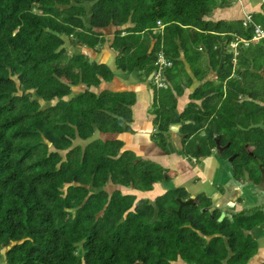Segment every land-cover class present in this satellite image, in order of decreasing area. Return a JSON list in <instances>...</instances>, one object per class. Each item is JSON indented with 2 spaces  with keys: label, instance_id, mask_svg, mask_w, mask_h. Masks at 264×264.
<instances>
[{
  "label": "trees",
  "instance_id": "obj_1",
  "mask_svg": "<svg viewBox=\"0 0 264 264\" xmlns=\"http://www.w3.org/2000/svg\"><path fill=\"white\" fill-rule=\"evenodd\" d=\"M233 2L0 0V264L249 261L256 241L244 230L264 221L261 211L218 221V215L201 210L209 202L184 206L178 215L176 197H187L182 188L154 201L105 189L112 181L151 190L164 168L122 151L121 140L96 139L84 149L71 147L73 139H88L95 127L132 131L134 94L91 91L101 79H112L110 68L82 52H71L69 58L63 54L64 37L72 46L97 52L106 41L104 29L116 27L111 46L118 51L117 68L153 73L168 91L163 98L172 99L170 108L175 106L172 89L180 95L216 71L193 87L190 97L200 104L191 102L183 120L192 121L187 126L193 132L209 123L200 140L205 144L214 146L216 124L222 142L234 145L236 133L243 132V143L263 154L264 130L255 127L259 136L244 131L252 124L264 126V94L245 83L252 73L264 80V39L253 41L260 25L250 17L207 18ZM79 82L88 87L64 99ZM169 112L168 105L157 106L156 117L166 124L159 123L152 136L165 151Z\"/></svg>",
  "mask_w": 264,
  "mask_h": 264
},
{
  "label": "crops",
  "instance_id": "obj_2",
  "mask_svg": "<svg viewBox=\"0 0 264 264\" xmlns=\"http://www.w3.org/2000/svg\"><path fill=\"white\" fill-rule=\"evenodd\" d=\"M263 16L264 0H234V2L228 7L215 8L212 15L210 17L207 16V18L212 20H244L250 17L256 25H260L264 30ZM115 30L116 27L111 29L107 28V31H112L113 33ZM103 32L106 36V41L103 43L99 51L96 52L94 49L84 45L72 46L70 44V46L65 45L66 49H68V51L66 50L65 52L69 53V56V51L88 54L91 60H94L97 63H104L110 68L113 73L112 79H101L97 86L92 85L89 87L91 91L95 93H100L102 91H124L132 92L134 94V102L131 105L132 120L130 122L132 131L119 133L103 132L95 127L92 135L88 139H80L78 136L73 139L71 147L80 145L84 149L86 144L96 139H101L103 141L121 140L123 143L121 147L122 151L133 150L139 158L143 160L149 158L154 159L164 168V176L162 180L153 183L151 190L140 191L114 184L112 181H109L107 183V189L110 190L108 191L111 193L114 190H119L123 194L133 193L136 195V200L146 197L151 201H154L156 197L164 194L168 190L182 188L187 193L186 198L193 197L196 204L203 200L202 198H199V196H203L205 197L203 201L215 205L209 214L218 215L217 220L220 217L221 220L225 218L231 220L234 215L242 212H244L245 215H250V213H252V208L258 206L264 215V202L260 201L259 198V194L264 193V187L257 190L252 184L244 183L241 177L236 176L233 178V169L230 162L225 157L223 149L221 148V152L216 150V153L205 154V150L207 149L202 148L200 144H197L194 141V132L189 126H187L193 124L192 121L190 119L183 120L182 112L191 102L200 104V100H195L190 97V94L194 89L193 87L202 84L207 79L213 78L216 71L209 72L204 80L195 82L194 86L185 87L180 95L176 88L172 89L170 92L175 96V106L174 108L168 107V111L170 112L166 129L163 132V140L167 146V151H165L158 141L152 137L153 134L156 133L159 123L162 125L166 124V122H164V124L161 123L160 118L157 119L156 117L155 109L157 106L154 107V95L158 92V88L154 90L152 87L153 73L147 75L144 70L126 72L118 69L115 62L118 51H115L111 46L114 34L109 35L111 33ZM154 40L155 39L151 40V44ZM234 45L235 43H231L233 51L235 50L233 55L237 54V49H235L236 45ZM186 68L189 69V66H186ZM261 72H263V69ZM87 87V84L83 82L72 85L71 93L68 96H65L64 99H68L71 96L84 91ZM159 87L165 89L164 86L159 85ZM52 101L51 104H55L57 99ZM203 124L204 123H202V125ZM208 124L209 123L206 122L203 126L201 125L200 129L197 131L202 129L206 132ZM260 124L263 126L262 122H260ZM195 125L197 126V124ZM257 125H259V123L255 125L252 124L250 127ZM213 130L215 134L214 138H218V135H220L221 140V134L217 133L216 124L213 125ZM189 146L190 149L187 150V147ZM215 146L214 143V149ZM198 147H201L202 151H204L203 155L198 151ZM64 152L65 151H63V153ZM188 152L191 154V157L188 156ZM193 157H196L198 160L194 161ZM223 177H225V179ZM177 198L180 197H176V199ZM204 208H208V205ZM244 234L251 235L256 241L255 253L246 264L264 263V221L251 230L245 229ZM225 240H227V237H225ZM175 262L177 264H188L180 258ZM225 263L226 262L224 261V264Z\"/></svg>",
  "mask_w": 264,
  "mask_h": 264
},
{
  "label": "rangeland",
  "instance_id": "obj_3",
  "mask_svg": "<svg viewBox=\"0 0 264 264\" xmlns=\"http://www.w3.org/2000/svg\"><path fill=\"white\" fill-rule=\"evenodd\" d=\"M85 6L88 8V9H90V6L88 5V4H85ZM90 11V10H89ZM115 28V27H114ZM109 29V28H108ZM104 31L105 32H109V33H111V34H109V35H112L113 34V32L112 31H107V28L106 29H104ZM65 38V44L64 45H66V46H70V41H69V39L67 38V37H64ZM64 49V55H65V57L66 58H69V53H67V52H65V50H67L68 51V49H65V48H63ZM70 53H71V51H69ZM261 75V74H260ZM260 75H257V74H255V73H252V76H251V78L250 79H246L247 81L245 82L246 84L248 83L250 86H251V88H253V91H259L260 93H261V96H262V94H264V80H263V78H260L261 76ZM262 75H263V77H264V74L262 73ZM153 80V82H152V87H153V89L154 90H156V88H158V92L156 93L157 95H156V104L157 105H154V107H156V106H158V105H160V104H164V105H168V107H170L171 105H172V99H171V97L170 98H168V97H164L163 98V93L164 94H167V90L166 89H164L163 87H159V80H154V79H152ZM41 103H42V105L43 106H46V105H48V104H50V103H46V102H43V101H41V100H39ZM53 102V101H52ZM51 102V103H52ZM169 112V111H168ZM260 124V123H259ZM255 127H261L263 130H264V126H260V125H257V126H254V127H249L250 129L249 130H244V131H246V132H248L247 134H250L251 133V135H260V130H258V129H256ZM243 134V132H237L236 133V137H237V139H238V142L236 143V144H234V145H232V149H242V144H243V140H242V135ZM204 136H205V131L204 130H200V131H195L194 132V134H193V139H194V141L197 143V144H200L202 147H204V149H207V150H205V154H210V153H216L217 151H216V148L214 149V146H210L209 144H205V142H197V141H200L201 139H203L204 138ZM251 145V144H250ZM253 147H254V145H252ZM190 149V146L189 147H187V150H189ZM130 152L131 153H133L134 155H136L135 153V151H133V150H130ZM188 156H190L191 157V154L188 152ZM225 157L227 158V160L229 161V157H227V153L225 154ZM146 160H148L149 162H153L154 164H156V165H160L159 164V162L158 161H156V160H154V159H146ZM193 160L194 161H196V160H198L196 157H193ZM226 160V159H225ZM227 160H226V162H227ZM236 160L237 161H241V160H243V156L242 155H238L237 157H236ZM256 160L255 159H253L252 157H249L248 158V160H247V163H246V165H247V169L248 170H253L254 171V174L256 175V181H258L259 180V171H257V164H256ZM154 167V166H153ZM239 174V173H238ZM244 174V173H243ZM239 177H240V174H239ZM224 179H225V177H223ZM259 183V182H258ZM106 188H108L107 187V185L105 186V189ZM107 190H110V189H107ZM259 198H260V201H262V202H264V193L262 194H259ZM205 202L206 201H202L201 200V202L200 203H195L196 205H201V204H205ZM204 207L205 206H202L201 207V210H203L204 209ZM260 210V207L258 206V207H254V208H252V213H254V212H258ZM204 211V210H203ZM261 211V210H260ZM174 264H177L176 262H174Z\"/></svg>",
  "mask_w": 264,
  "mask_h": 264
},
{
  "label": "flooded vegetation",
  "instance_id": "obj_4",
  "mask_svg": "<svg viewBox=\"0 0 264 264\" xmlns=\"http://www.w3.org/2000/svg\"><path fill=\"white\" fill-rule=\"evenodd\" d=\"M261 126V124H259ZM219 148L223 149V152H227V156L232 157V160L229 161L231 164V167L233 169V178H235L236 176H239L241 179L244 181V183H250L253 185V187L257 188V190H260L261 187H264V182L261 183V170L264 169V153L260 154V153H255L256 152V148H254L252 145L250 146L249 143H243L242 144V149L240 150H232L231 149V144L230 142H225L223 143L221 140L219 142ZM238 155H242L243 156V160L241 161H237L236 157ZM229 157V158H230ZM249 157H252L253 159H255L257 162V171H259V180L256 181V175L254 174V171L248 170L247 169V160ZM240 170V171H239ZM245 170V171H244ZM244 172H247L248 174V178L247 180L245 179V174H243ZM239 173V174H238ZM231 178V179H233ZM259 182V183H258ZM215 205H211L208 204V208H212Z\"/></svg>",
  "mask_w": 264,
  "mask_h": 264
},
{
  "label": "water",
  "instance_id": "obj_5",
  "mask_svg": "<svg viewBox=\"0 0 264 264\" xmlns=\"http://www.w3.org/2000/svg\"><path fill=\"white\" fill-rule=\"evenodd\" d=\"M219 140H220V135H218V138H215V140H214L215 141V145H216L215 148H216V150L218 152H221L222 149L218 147L219 146ZM231 160H232V157L229 158V161H231ZM261 173H262V175H261V183H263L264 182V169L261 170ZM244 174H245V179L247 180V178H248L247 172H244ZM177 201H178V208H177L176 212H177L178 215L180 214V211L183 208V206L194 205L195 204V201H194L193 197H189V198H186V199L177 198ZM212 209H213V207L212 208H204V210H207L209 213L211 212ZM218 220H221V217Z\"/></svg>",
  "mask_w": 264,
  "mask_h": 264
},
{
  "label": "built area",
  "instance_id": "obj_6",
  "mask_svg": "<svg viewBox=\"0 0 264 264\" xmlns=\"http://www.w3.org/2000/svg\"><path fill=\"white\" fill-rule=\"evenodd\" d=\"M255 32H256V35L253 37V41H257L260 38H264V32L260 26L255 27ZM160 86H162V83L160 84Z\"/></svg>",
  "mask_w": 264,
  "mask_h": 264
},
{
  "label": "clouds",
  "instance_id": "obj_7",
  "mask_svg": "<svg viewBox=\"0 0 264 264\" xmlns=\"http://www.w3.org/2000/svg\"><path fill=\"white\" fill-rule=\"evenodd\" d=\"M235 45H236V44H235ZM235 45H234V46H235Z\"/></svg>",
  "mask_w": 264,
  "mask_h": 264
}]
</instances>
